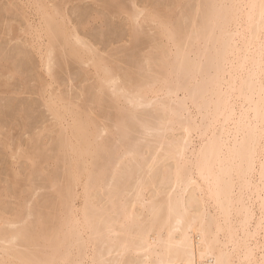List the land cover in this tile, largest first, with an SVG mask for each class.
Listing matches in <instances>:
<instances>
[{"label":"bare ground","instance_id":"bare-ground-1","mask_svg":"<svg viewBox=\"0 0 264 264\" xmlns=\"http://www.w3.org/2000/svg\"><path fill=\"white\" fill-rule=\"evenodd\" d=\"M77 1L0 0V264H264V0Z\"/></svg>","mask_w":264,"mask_h":264},{"label":"rangeland","instance_id":"rangeland-1","mask_svg":"<svg viewBox=\"0 0 264 264\" xmlns=\"http://www.w3.org/2000/svg\"><path fill=\"white\" fill-rule=\"evenodd\" d=\"M123 1H124V2H123L124 4L126 3L127 6L129 5V1H128V0H127V2H126L125 0H123ZM151 1H152V0H146L145 3L148 4L147 2H151ZM161 1H162V2H161ZM163 1H164L165 3H164ZM168 1H169L168 3H170V4L172 3L170 0H168ZM77 2L79 3L78 5H80V6H76V5H77ZM77 2H76V5H75L76 8L74 7V4H75L74 2H73L74 4L72 3V4H73L72 6L69 4L70 6L67 7V11H68V13H70V16H71V17L75 16V18H72V19L75 20L76 22H78V21L80 20V18H77V19H79V20L76 19V17H78V15H80V13L83 14V13H85L86 11L89 12L90 9H91L90 12H92V11H93L92 9H96V8L98 9V8H99L98 6H94V3H93V5H92V1H89V0H87V1H82V2H81V1H77ZM85 2H90L92 8L89 9L90 4H89V3H85ZM136 2H138V5L142 2L141 5L139 6L140 8L145 7V6H143V5H145L144 0H137ZM155 2H156V0H155ZM158 2L161 3V4H166L167 0H166V1H165V0H160V1H158ZM81 3H83V6H84V4H86V6H87V4H88L89 6H88L87 8H88L89 10H87V8L85 9V8H84L85 6L83 7V6L81 5ZM143 3H144V4H143ZM152 3H153V2H152ZM152 3H149V5L152 4ZM156 3H157V2H156ZM170 4H169V5H170ZM126 5H125V6H126ZM167 5H168V4H167ZM81 6H82L83 9L80 8ZM91 6H90V7H91ZM142 6H143V7H142ZM146 6L149 7L148 5H146ZM150 6H151V5H150ZM152 6H153V5H152ZM93 7H94V8H93ZM128 7H129V6H128ZM70 8H71L72 11L69 10ZM77 8L81 9V11H82L83 13L80 12V11H78ZM73 10H74V11H73ZM75 10H76L77 12H79V14H78L77 16H76V14H75V13H76ZM83 10H85V11H83ZM98 10L101 11L102 8H99ZM103 11H105V10H102V12H103ZM106 11H107V10H106ZM106 11H105V12H106ZM109 12H110V11H109ZM73 13H74L75 15H74ZM106 13H108V12H106ZM72 14H73V15H72ZM103 14H104V12H103ZM106 15H107V14H106ZM106 15H105V18H107V22L104 21L105 23H107L106 27L108 26V28H109L110 26H109L108 24H110L112 27H113V25H114V28H115V27H116V28L118 27V29L116 30V28H115V29L113 28V30H112V28L110 27L111 29H109L110 31H108V30H107L108 28L105 27V24L102 25V24L100 23V26H102V27H99V25H98L97 23H95L96 25L93 24V25H95V26H92L93 29H92V27H90L89 30H88V32L91 33V34L93 33L92 35H94V36H92V35L90 34L91 37H89V33L87 32V35H88L87 37H88V39L91 40V38L93 37L94 40H92V41L96 42V41H95V38H96V40H97V42H98L97 45L101 43V46H102V44L104 45V41H101V40H102L103 38H105V36H107L108 38H105V40H107L108 44H107V42H105V45L107 46V45H111V44H113V45H111V47L109 46L110 48H108V46L106 47V46L104 45V48H105L106 50H105V49L103 50V46H102V50H103L104 52L106 51L105 53H106L107 56H108L107 53H109L110 51L112 52L114 49H115V50H116V49L119 50V48H121L122 46H124L123 48H121V50H119V52H118V50H116V53H117V54L114 55V56H117V57H115L116 60H117L118 57H119V58H118L119 60L121 59V60H120V66H122V68H123L124 66H125V69L130 68V66H131L130 64L132 63L131 60H133V59L136 60V58H137V54L134 52V50L137 49V48H136L137 46H139L138 49H137L138 51H137V50H135V51L138 52V53H139V51H140V52L142 53V55H141V53L138 54V56L140 57V59H139V58H138V59H139L140 61L143 60V59H142V58H143L142 56H144V54H146V52H147V53L149 52V51L144 50V49H146V48H148V47L150 48V45H151V44H148V42H149V43H151V42L147 40V39H148L147 36H149V35H148V34H149V29H148V28H149V24L144 25V27L146 26V29L144 28V33H145V34L142 33L143 38H141V39H143V41L141 40V43L138 41V42H137L138 45L136 46V45H134V44L132 43V42H133L132 39H130L131 41L129 40V37H131V35H129V34H131V28H130V26H129L128 24H126V21H127V20L125 19V18H126V15H124V14H119V16L117 15L118 17L115 16L116 19H115V18H112V17H114V16H112V13L110 14L111 16L109 15V13H108L109 16H108V15L106 16ZM113 15H114V14H113ZM120 15H121V16H120ZM80 16H82V15H80ZM117 18H120V19H117ZM108 19H110V20H108ZM124 19H125L126 21H125ZM123 20H124V21H123ZM75 21H74V22H75ZM109 22H111V23H109ZM123 22H124L126 25H125ZM112 23H114V24H112ZM127 23H128V22H127ZM124 25H125V26H124ZM126 26H129V28L126 27ZM147 26H148V28H147ZM95 27H96V28L98 27V28H100V29L97 28V29H98V30H97ZM104 27L106 28V29H105V32H106V30H107V32H108L106 35L104 34V33H105L104 31H103L104 33L102 32V30H104ZM101 28H103V29H101ZM94 29H95L96 31H95ZM141 29H143V28H141ZM93 30H94V32L97 33V34H94ZM111 30H112V31H111ZM128 30H129V31H128ZM146 30L148 31V34L146 33V32H147ZM90 31H91V32H90ZM97 31H99V32H97ZM100 31H101V33H103L105 36L103 35V37H102ZM111 32H112V33H111ZM98 33H100V34H98ZM146 34H147V35H146ZM99 35L101 36V38H99ZM144 35H146V36L144 37ZM97 37H98V38H97ZM131 38H132V37H131ZM145 38H146V39H145ZM98 39H99V41H98ZM115 39H117V40H115ZM103 40H104V39H103ZM110 40H111V43H110ZM118 40H119V41H118ZM121 40H122V41H121ZM112 41H114V42H116V43H112ZM117 41H118V42H117ZM147 41H148V42H147ZM99 42H100V43H99ZM130 42H131V44H130ZM134 43H136V42H134ZM139 43H140V45H139ZM126 45H127V48H128V49L131 48V46H132V48H134L135 46H136V47H135L134 50L131 49L132 52H130V49L127 50ZM130 45H131V46H130ZM11 46H12V45H11ZM99 46H100V45H98V47H99ZM99 48H100V47H99ZM112 48H113V49H112ZM125 48H126V49H125ZM149 48H148V50H149ZM115 50H114V52H115ZM126 50H127V51H126ZM121 51H122V52H121ZM145 51H146V52H145ZM114 52H112V54H113ZM124 52H127V55H128V56L126 55V53L124 54ZM129 52H130V54H129ZM133 52H134V55H133ZM118 54H119V56H118ZM120 54H121V55H120ZM122 54H123L124 56H123ZM109 55H111V54H109ZM129 55L134 56V57H136V58H134V57L130 58L131 56H129ZM135 55H136V56H135ZM120 57H123V60H124V61L126 60V62H128V63L125 62L124 64H126V65H124L123 62H122V58H120ZM125 57H126V58H125ZM127 57H129L130 59H128ZM127 60H128V61H127ZM32 61H33V60H32ZM121 62H122L123 65L121 64ZM26 63H27V62H26ZM134 64H135V62H134ZM134 64H132V66H133ZM30 65H31V64H28V67H27V65L25 66V70H26V71H28V70L31 68ZM126 66H127V67H126ZM26 68H27L28 70H27ZM131 68H132V67H131ZM39 69H40V68H38V70H39ZM39 71H40V73H42V74L40 75L39 72L37 71V72H38V73H37V77H38L39 75H40L39 77H42V75H44V74H43V72H42L41 70H39ZM33 74H34V75H33L34 77H33L32 75H30V74H29V77H28V79H30V77H31V79H30L31 82H34V81H35V78H36V77H35V73H33ZM32 79H34V81H32ZM36 81H37V79H36ZM28 82H29V80H28ZM31 82L28 83L29 86H31L32 84L35 83V82H34V83H31ZM37 83H38V81H37ZM74 83L76 84V82H74ZM74 83H73V84H74ZM75 84H74V85H75ZM78 84H79V83H77V85H78ZM82 84H84V83H82ZM82 84H81V82H80V85H81V86H80V85H78V86L75 85L74 87H72L73 85L68 84L67 86H64L65 88L62 87V88H60V89H63V88H64V89H67L66 87H69V89L67 90L68 92H67L66 90H64V89H63V90L66 91L67 94H70V90H71V95H72L73 92H74L73 96L76 97V94H75V93L78 92L77 94L79 95V93H80V90H79V89L82 88V86H84L86 83H85L84 85H82ZM35 85H37V84H35ZM69 85H70V86H69ZM32 86L34 87V85H32ZM76 86H77V88H78L79 91H78L77 89H75ZM79 86H80V87H79ZM33 87H31V88H33ZM70 88H72V89H70ZM74 89L77 90V91L75 92ZM63 90H61V91L64 93ZM66 92H65V93H66ZM25 95H26V96H25ZM71 95H70V97H71V98H74V97L71 96ZM29 97H30L31 100H33V99H38V97H37V96L35 97V95L32 96V95H30V94H28V95H27V94H24V96H23V95L19 96L18 101L16 100V102H14V100H12V103H14L13 105H14V106L16 105V107H18V106H20V107L23 106V105L25 104V102H26L29 106H32V105L34 104V100H33V103H32V101H30ZM32 97H33V98H32ZM24 98H26V99H24ZM7 99L11 100L12 98H10V96H9V97H7ZM19 99H21V100L19 101ZM26 100H27V101H26ZM28 100H29L30 104H29ZM6 101H8V100H6ZM22 101L24 102V104H23ZM19 102H21L23 105H21V103H19ZM15 103H18L19 105H18V104H15ZM27 104H26V105H27ZM34 105H35V108H36V105L39 106V100H38V102L35 100V104H34ZM38 106H37V109H41V110H44V111H45V109H44L43 107L41 108V107H38ZM150 107H151V108H150ZM150 107H148V108H147V107H146V108H145V107H144V108L141 107L142 110H141V108H140L139 111L142 112L143 109H144V112L146 111V113H147L148 116H149L150 113L154 115L155 110L152 109V108H154L153 105L150 106ZM35 108H34V111L36 110ZM108 108H111V107H108ZM148 109H150L149 112H147ZM41 110H40V112H41ZM107 110L109 111V114H110L111 110H113L114 114H116V111H117V110L112 109V108H111V109H105V111H107ZM151 110H152V112H151ZM153 111H154V113H153ZM36 112L40 114V112H39L38 110H37ZM37 113H35V114H37ZM41 113H42V116H43L44 112H41ZM35 114H34V115H35ZM39 114H37V115H38L37 118H38L39 116H41V115H39ZM45 114L48 116L47 113H45ZM111 114L114 115L112 112H111ZM147 115H146V116H147ZM35 118H36V116H35L33 119L35 120ZM42 118H45V117H42ZM42 118L40 117V119L38 118V119H36L35 121L38 120L39 122H41L40 120H41ZM42 120H43V119H42ZM108 121H110V119L105 120L104 123L107 122V124H111V125L113 124L111 121H110L111 123L108 122ZM33 123H36V122H33ZM111 125H110V126H111ZM139 130H140V129H139ZM141 130H142V129H141ZM141 132H144V131L142 130V131H140V133H135V136L137 135V136H138V139H139V137L142 138V139H139V141H140L139 143H140L141 146H143L144 144L147 145L149 141H148V142H145V141H147L148 139L151 140L150 142H152V143L154 144V141H155V140H153V139H155V138H154L153 136L148 135L149 132H146V133H148V134H146V133L143 134V133H141ZM138 134H139V135L141 134V136H139ZM175 134H176V135H177V134L180 135L179 132H178V133H175ZM142 135H144V136H142ZM146 135H147V137H145ZM26 137H28V135L25 136V137H23L24 140L26 139ZM143 137H144V138H143ZM146 139H147V140H146ZM141 140H142L143 142H145V143H143ZM152 140H153V141H152ZM146 143H147V144H146ZM142 144H143V145H142ZM145 145H144L143 148H145ZM0 147H1V146H0ZM143 148H142V149H143ZM145 151H146V152H145V153H146V156H148V158H149V155H150V153H148L149 150H148V149H145ZM148 154H149V155H148ZM42 190H43V189H42ZM40 192H41V195H42L43 192H47V191H46V190H43V191L40 190ZM38 193H39V192H38ZM101 193H102V192H101ZM101 193H100V195H101ZM148 193H149V190H148ZM43 194H46V193H43ZM41 195H40V193H39V196H41ZM148 198H149V194H148ZM100 199H101V196H100ZM102 199H103V196H102Z\"/></svg>","mask_w":264,"mask_h":264}]
</instances>
